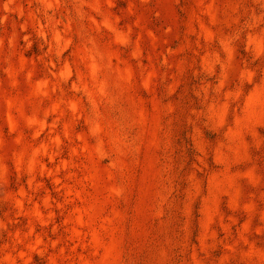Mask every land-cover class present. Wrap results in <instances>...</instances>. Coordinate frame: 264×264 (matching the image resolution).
<instances>
[{"label":"rangeland","instance_id":"obj_1","mask_svg":"<svg viewBox=\"0 0 264 264\" xmlns=\"http://www.w3.org/2000/svg\"><path fill=\"white\" fill-rule=\"evenodd\" d=\"M0 264H264V0H0Z\"/></svg>","mask_w":264,"mask_h":264}]
</instances>
